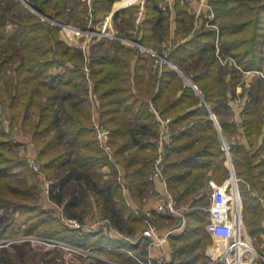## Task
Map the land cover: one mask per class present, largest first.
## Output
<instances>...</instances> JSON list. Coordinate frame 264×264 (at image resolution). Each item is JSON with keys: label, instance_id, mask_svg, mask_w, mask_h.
<instances>
[{"label": "trees", "instance_id": "obj_1", "mask_svg": "<svg viewBox=\"0 0 264 264\" xmlns=\"http://www.w3.org/2000/svg\"><path fill=\"white\" fill-rule=\"evenodd\" d=\"M68 1L29 0V3L45 16L69 21L65 19ZM115 1L96 0L95 23L103 20ZM160 1L146 0V16L136 32L132 31L135 28L132 16L138 6L114 15L121 16L119 36L141 46L119 37L100 38L83 50L65 45L57 25L43 20L19 0H0V47L3 48L0 94L11 112V125L6 127L0 123V207L5 204L12 207L11 211L4 209L0 218L2 238L9 232L25 236L38 234L82 248L95 245L97 252L107 254L113 262L137 264L128 251L143 256L140 250L143 240L133 243L122 235L101 229L77 235L61 219L52 213L46 214L40 200H30L16 181L8 178L30 171L25 158L16 151L14 128L20 117L23 125L28 124L30 110L36 107L41 118L29 124V128L33 129L37 158L49 173L72 162L69 158L74 145L84 148L73 160L79 169L91 172L107 158L90 135L91 112L82 106L87 102L86 64L91 67L93 90L99 99V118L111 127L115 157L135 197H142L154 187V179H150L151 161L158 154V147L150 138L154 139L159 129L156 111L172 118L175 134L164 144L162 171L175 198L190 202L185 211L184 232L170 236L178 264L206 259L204 252L211 239L206 232L207 212L198 203L209 205L210 180L223 183L230 177L224 142L229 145L240 191L246 197L245 222L250 234L255 233L264 211L261 201L264 197V0H209L218 28L207 25L203 19L195 30L194 17L188 13L187 6L179 3H176L172 30ZM10 12L15 14L12 19L18 25L13 31L7 30L5 24L6 14ZM81 20L86 23L84 16ZM171 40L178 41L170 47ZM142 47L157 54L152 55ZM18 56L14 84L6 88L4 75ZM164 56L175 67L165 63L161 59ZM222 59L227 62L224 64ZM242 70L251 74L246 77ZM240 84L242 94L250 100L239 122H235L229 101L236 99ZM56 107L63 110L71 107L72 125L65 133L57 129L56 134L50 135L51 128L57 127L60 120ZM241 133L247 137L248 145L239 140ZM64 137L66 145L61 142ZM149 148L154 152H148ZM17 168L20 172H14ZM117 185L114 194L117 192L120 210H113L112 218L123 230L120 217L128 212L127 223L138 237L144 228L143 219L129 207L121 190L117 191ZM153 221L160 229L175 227L181 222L176 216L157 212ZM20 255L23 256L20 249L10 257L5 255L0 264H19V259L24 258Z\"/></svg>", "mask_w": 264, "mask_h": 264}, {"label": "rangeland", "instance_id": "obj_2", "mask_svg": "<svg viewBox=\"0 0 264 264\" xmlns=\"http://www.w3.org/2000/svg\"><path fill=\"white\" fill-rule=\"evenodd\" d=\"M129 2H131V0H117V1H115L112 5V9L107 11L103 15L104 18L99 23L94 22V15H95V10H94L93 22L91 24V23H89V20H88L87 7L84 5L82 0L78 1L77 3L75 0H70L67 2V6H66L67 9L65 11V19H67L69 21L62 20L61 22L67 23L68 25H71L74 27L82 28L83 32H81L80 34H76V33L75 34L74 33L69 34L68 31L64 30L61 26H58L57 24H53V25H57L59 27L60 38L64 41L65 45H67L69 47L71 46V48H81L83 50H87L89 47H91L100 38L112 39V38H116V37L123 39L124 41H126L129 44L141 46L139 43H137L133 40H130L126 37L119 36V31L117 29L118 25H120V23H121V16H118L117 18H115L114 15L116 14V12H121L123 10H127L126 8H128L130 6H134V5L138 6L137 12L132 16L133 21H134V27H135L132 30L133 32H136V28H137L136 27L137 26L136 25V17H137L138 11H139V5H141L142 3L144 5L143 20L146 16V11H145L146 0H137L134 3L127 5L128 7H126V8L121 7L123 4H126V3L129 4ZM165 2H166V0L160 1L161 4L165 3ZM200 2H201V0H200ZM176 3L181 4L179 2V0H173V8L171 10L169 8L168 9H162V7H161V9L163 10V15L165 16V20L172 26L171 27L172 30H174L175 20L173 21V19L175 18V10L174 9L176 7ZM181 5H183V4H181ZM119 7H121V8H119ZM30 10L37 14V10H35V9L34 10L30 9ZM187 10H188V13L190 14L188 7H187ZM205 14H207V12H205ZM13 15L15 16V14H12V12L6 14L5 24H6L7 30H9V31L15 30L18 26L16 24V21H14L12 19ZM82 16H84L86 23L82 22V20H81ZM108 18H109V21H108L109 26L106 30V33L107 34H114V36L113 37H111V36H104V37L99 36L98 33L102 32L103 27H104V23H105V21L108 20ZM143 20H142V22H143ZM193 30H195V29H193ZM177 41L171 40V42H169L168 46L172 47V45H175ZM143 50L147 51L148 53L150 52L152 55L157 54L156 51L151 50V49L143 48ZM1 51H3L2 47H0V52ZM161 59L165 63H168L171 66H174L173 63L171 62V60H169L166 56L162 57ZM19 60H20V57L18 56L17 59H15V61H14L15 63H13L11 65V67H9V69L6 70V75H4L5 77L3 80V83H5V85H6V88H8L9 86H12L14 84V80H15L14 70L16 67V63L20 62ZM84 71L86 73V78H87V83H86V87H85V91H87L86 92L87 102L83 103L82 106L91 112L92 129H91L90 135H91V137H93L96 140L97 146L100 147V145L97 141L96 135H95L94 128H93L94 112L99 111V107H98L99 106V103H98L99 99L96 96L94 90H93V97L89 93V89H88L89 84H90L89 80H91L92 88L94 89V82H93V79L91 77V67L89 66V64H86L84 66ZM38 88L39 87H36V90H38ZM2 97H3V95L1 96V94H0V102H1L0 123H4L5 126L8 127L11 125V112H10L9 106H7L6 104L3 103ZM23 109H24V111L27 110L26 107H23ZM56 109H58V111H59L58 112L59 113L58 118L60 120H59V124L57 125V127L54 126L51 128L50 135L56 134L58 132L57 129H63L64 133H65V132H67L69 127L72 125L73 115L71 112V107H70V109H64V110L61 107H58V108L56 107ZM30 112H31V116H30V119L28 120L29 121L28 124L23 125L22 117H20L21 119L15 125V128H14V130H15L14 145L17 147V148L15 147V148H16V151L19 152V155L22 158H25L27 168H30V166L28 164L29 158L34 157L40 164L41 172L37 173L33 169L30 168L29 172L20 173L17 175V177L9 176L8 178L16 181V183L19 185L20 189L24 191V195L30 197V200H33L34 202L42 200L44 196L50 197L52 199L53 198L56 199L59 197L60 199H56V200H63V201L65 200L66 202L63 204V206H62V204H59V206L63 207L64 212H66L64 205H66V207L67 206L71 207L72 212H74V215H75L74 218L76 221V226L71 227V228L75 229L76 234L77 235L79 234V236H82V235L84 236L87 233H91L93 231L101 229V230H105L106 232H108L110 234H116V235L120 234L125 239H127L129 241H132V239L133 240L136 239L137 234H136L135 230L132 229L130 227L131 225H128V223H127V219L129 216L128 212L121 214V217H120L121 218V227L123 228V230L119 229L115 225V222L112 218L113 210L114 211L120 210V206L118 203L119 201L116 198L117 192H116V195L114 194V192L116 190L117 183L119 185V186L117 185V191L121 190L122 193L125 192V188L122 187L120 182H119L120 176H119V173H118L115 165L109 164L107 162V159L105 158L104 160H102L100 165L95 167L94 169H92L93 171H91V172L85 171L83 169H79L80 167L78 165H76L75 162H73V160H75L77 157H79L82 151L84 152V148L83 147L80 148L79 145H74V148L71 150L72 154L70 155V158H69V160L70 161L72 160V162L68 163L65 167H60L58 169H55L53 172L49 173L47 170H45L43 168L42 162L37 158L38 157L37 155H39L38 152L36 151L37 149L35 148V152H36L35 155L30 153L31 151H30V149H28V145L35 144V140H34V137L32 134L33 129L31 127L29 128V124H32V123L35 124V121H38L41 118L39 108L36 107V108L30 110ZM157 112H160V111H157ZM160 113H159L160 116H163L166 118L168 117V118L172 119L171 116L162 115ZM109 129L111 130V127H109ZM172 130H173V127H172ZM111 132H112V130H111ZM161 132H162V130H161L160 122H159V129H158L157 133H155L156 137L154 139L152 137L150 138L151 140H153L152 142L157 145V147L159 146V140H160ZM174 134L175 133L173 130V136H174ZM66 141H67L66 137L62 138V140H61L62 144H65V145H66ZM18 145H21V146L18 147ZM35 147H36V144H35ZM63 148H65V147H63ZM151 149L152 148H149V149H147V151L148 152L149 151L154 152ZM156 154L157 153H155L154 158L151 161L152 173L150 175V179L153 178L154 173L156 172L155 165H154L156 157H157ZM45 162H47V161H45ZM43 164H45V163L43 162ZM118 164H119L120 168L122 169V174H123L122 178L124 180H126L124 178V170L122 168V165L120 163H118ZM226 165L230 171V177L227 179V180H229V179H231L232 173H231V166H230V163L228 161V157L226 159ZM72 168H78V170L76 171L75 169H72ZM14 172H20V168L15 169ZM237 179L239 181V178H237ZM231 182H232V180H231ZM219 185H221V184H219ZM238 185H239V182H238ZM213 186L209 182L208 188H207V192L209 194V197H208L209 201H210V195L212 193ZM127 187L128 186L126 184V188ZM153 190L154 189H151V191L146 190L143 193V198H146L149 195H152ZM240 190L241 189H240V185H239V191ZM240 194H241V197L243 200V208H244V201H245L246 197L243 195V193L241 191H240ZM113 197H115V198H113ZM67 202H69L70 204ZM104 203H105V205H104ZM179 203L190 206V202L179 201ZM198 205L202 208L206 207V205H203L202 203H198ZM11 208L12 207L7 206L6 204L1 205L0 211L4 212V209H5V212L11 211ZM46 210H47L46 214L52 213V210H50V209H46ZM125 214H127V215H125ZM51 215H53V213ZM101 217L109 219L110 224L108 226H94V224ZM26 236L28 238H30L29 241L37 242V243H35L36 247L43 250V251L40 250V251L30 252V251H25V249H23L24 251L21 249L20 252L23 254L24 258L19 259V264H104V263H106V264H111V263L112 264H131V263H126V262H115V261L113 262V260H111L112 258L109 257L107 254L97 252L94 249V248H96L95 245L89 246L87 248H82V247L70 244V245H72L71 246L72 249H71V248H67L68 243H66V242H64L66 244L65 246H62V247L58 246L56 241H60V240L47 238V237H44V236H41L38 234L26 235ZM18 242H19V240H18ZM61 242H63V241H61ZM143 242L146 244L147 241L146 242L143 241ZM263 249H264V247H263ZM46 250H48V251H46ZM48 252H51V253H48ZM36 253H39V255H41V257L34 258L36 256ZM137 255L141 259L145 258L144 252H143V256H141L140 254H137ZM23 256H21V257H23ZM133 259H135L137 264H139L138 260L136 258L133 257Z\"/></svg>", "mask_w": 264, "mask_h": 264}, {"label": "built area", "instance_id": "obj_3", "mask_svg": "<svg viewBox=\"0 0 264 264\" xmlns=\"http://www.w3.org/2000/svg\"><path fill=\"white\" fill-rule=\"evenodd\" d=\"M22 4L28 8L34 10L30 5L29 0H19ZM137 0L131 1L129 4L134 3ZM87 7L89 23L93 22V12L95 10L96 0H82ZM179 2L188 7L191 15L195 17L196 26H198L199 20H206L207 25L218 28V23L215 20V12L208 0H201V4L198 5L194 0H179ZM126 5V6H127ZM162 9H172L173 0H166L161 4ZM207 12V14H205ZM37 14L44 20L49 21L52 24L61 26L68 33L80 34L83 32L82 28L68 25L67 23L56 20L54 17L45 16L37 11ZM144 16V5H139V11L136 17V27L141 24ZM107 21L104 23L102 32L98 33L99 36H111L114 34H107L108 28ZM228 59V58H227ZM227 59H222L225 64ZM231 59V58H230ZM236 64V62L233 60ZM237 65V64H236ZM245 75L251 73V71H244ZM258 74L263 75L262 72L256 71ZM264 76V75H263ZM89 93L93 97V88L91 80H89ZM195 88L197 86L194 85ZM1 110V103H0ZM158 120L161 126V136L158 146V154L155 160L154 177H159L163 182H166L163 171V147L164 144L173 139V130L171 126V119L159 115L157 112ZM93 128L97 141L101 149L106 154V159L109 164L115 165L119 173V182L126 191V181L122 178V169L120 168L117 159L115 157L112 146V132L109 127L99 118L98 112H94ZM229 145L224 142V150L227 154L228 161L233 163L230 155ZM28 164L35 172L40 173L41 168L39 162L30 157ZM232 179V178H231ZM234 183H223L221 185L214 184L212 193L210 195V204L203 209L208 213V223L206 225L207 232L212 236L213 243L208 250L207 257L203 262L189 263V264H264V252L259 250L254 242V238L248 233L244 217H243V200L239 191L238 179L233 181ZM157 207L156 210H146L141 214L140 210L134 209V211L141 215L144 223V228L140 235L136 239H132L133 243L138 241H147L144 247L145 258L141 259L134 251H128V253L138 260L139 264H178V262L170 259L169 254L164 249V244L167 242L170 235L176 231H181L186 225L185 211L190 206L180 204L175 196L168 189L164 193L156 195ZM155 212L160 214H170L180 218V223L174 228L170 229L166 233H161L160 228L154 223L153 218ZM67 225L70 227L76 226L75 219L66 220ZM109 219L99 218L94 226H108ZM58 246H65L66 244L61 241H56ZM72 245L67 244V248H71ZM160 247L161 252L158 256L154 254L155 248ZM72 249V248H71Z\"/></svg>", "mask_w": 264, "mask_h": 264}, {"label": "crops", "instance_id": "obj_4", "mask_svg": "<svg viewBox=\"0 0 264 264\" xmlns=\"http://www.w3.org/2000/svg\"><path fill=\"white\" fill-rule=\"evenodd\" d=\"M195 1H196V3L198 5L201 4L200 0H195ZM127 4L128 3L123 4L121 7L122 8H126V7H128V6H126ZM121 7H119V8H121ZM173 21H174V19H173ZM201 22H202L201 20L198 21V26H200ZM174 26H175V23H174ZM193 26H194V29L198 27V26H196L195 18H194V21H193ZM250 74L251 73H249V74H247L245 76L248 77V75H250ZM242 92H243V86L240 84V85L237 86V89H236V93H237L236 99L234 101H229V106L232 108L231 113H232V116H233V120L235 122H239L241 112L243 111V109L246 106L247 102L250 100V97H247V96L243 95ZM262 123H263V131H264V109L262 111ZM238 138H239V140L242 143H245V144L248 145V140H247V137L245 136L244 133H241V135H239ZM28 149H30V151H31L30 153L35 155L36 152H35L34 144L28 145ZM152 179H154V182H153L154 183L153 194L149 195L146 198H143V196L142 197L141 196H139V197L136 196L135 197V194L131 190H129L128 187H127L126 191L123 193L124 198L126 199V201L129 204V207L132 210H134V209H138L140 211L141 210H144V211H146V210H156V207H157L156 195L159 194V193H164L168 186H167V183L163 182L159 177H154ZM227 181L225 180L224 183L227 182ZM232 182H233V179H232ZM210 183H211L212 186L214 184H218V185L219 184H223V183H218L215 180H210ZM149 191H151V189ZM113 198H115V197H113ZM56 199H60V198L58 197ZM56 199L55 198L52 199L50 197L44 196L43 199L40 200L39 202L43 206V208L52 210L53 216L61 219V221L64 224L67 225L66 220L75 219L74 218V216H75L74 212H72L70 206L66 207V205H64V208L66 210V212H64V209H63L62 206H63V204L66 201L65 200L64 201L63 200H56ZM261 201L264 204V197L261 198ZM67 203H69V202H67ZM59 204H62V206L60 207ZM3 214H4V212L0 211V218H1V216ZM125 215H127V214H125ZM243 217H244V214H243ZM207 219H208V213H207ZM244 222H245V219H244ZM186 224H187V220H186ZM245 225H246L248 233L250 234L246 222H245ZM172 228H174V227H162L160 229V232L161 233H166ZM184 230H185V227L181 231H176L173 234H181L182 232H184ZM0 232H2L1 228H0ZM206 232H207V230H206ZM208 235L210 236L211 241H210V243L208 244V246L205 249V256L206 257H207L208 250L210 249V246L213 243L212 236L209 233H208ZM250 235L254 238V242H255L257 248L264 252V249H263V247H264V211H263L262 218H261V220L259 222L258 228L255 229V233L253 235L252 234H250ZM18 240H19V242H18ZM29 240H30V238H28L27 236H24L23 234H19V235H15L14 234V235H12L10 232L4 238H2L0 236V260H1V258L5 259V255H8V257H10L12 254L16 253L19 249L20 250L21 249L22 250L25 249V251H30V252H32V251H40L41 250V249L36 247L35 243H37V242L29 241ZM145 245L146 244L144 242L142 243V245H140L141 246L140 250H142L143 252H144ZM164 249L169 254L170 259H172L173 261H176V262L179 261L178 259L175 258V250L173 248V245L171 244L170 237L168 238L167 242L164 244ZM41 251H43V250H41ZM46 251H48V250H46ZM160 252H161V248L160 247H156L154 254L156 256H158L160 254ZM48 253H51V252H48ZM36 257H41V255H39V253H36V256L34 258H36Z\"/></svg>", "mask_w": 264, "mask_h": 264}, {"label": "water", "instance_id": "obj_5", "mask_svg": "<svg viewBox=\"0 0 264 264\" xmlns=\"http://www.w3.org/2000/svg\"><path fill=\"white\" fill-rule=\"evenodd\" d=\"M212 118L214 119L216 126L220 129L219 123H218V121H217V119H216L214 114H212ZM230 166H231V173H232L231 178L233 179V181H236V178H237L236 177V171H235L234 164L231 161H230Z\"/></svg>", "mask_w": 264, "mask_h": 264}, {"label": "bare ground", "instance_id": "obj_6", "mask_svg": "<svg viewBox=\"0 0 264 264\" xmlns=\"http://www.w3.org/2000/svg\"><path fill=\"white\" fill-rule=\"evenodd\" d=\"M131 1H133V0H131ZM129 3H130V2H129ZM108 21H109V18H108V20H107V24H108ZM231 180H232V179L228 180L227 183H231ZM232 183H233V182H232Z\"/></svg>", "mask_w": 264, "mask_h": 264}]
</instances>
